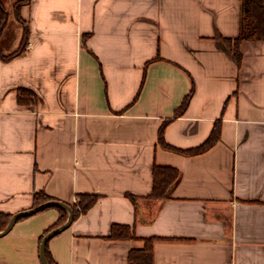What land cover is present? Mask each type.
<instances>
[{
  "label": "crops",
  "instance_id": "obj_1",
  "mask_svg": "<svg viewBox=\"0 0 264 264\" xmlns=\"http://www.w3.org/2000/svg\"><path fill=\"white\" fill-rule=\"evenodd\" d=\"M0 0V214L35 195L95 205L51 239L54 264H264V40L240 45L241 0ZM193 92L185 114L176 110ZM219 124L207 152L187 156ZM179 171L164 200L154 168ZM128 195H132L133 200ZM51 207L0 237V264H42ZM114 225L131 240H111Z\"/></svg>",
  "mask_w": 264,
  "mask_h": 264
},
{
  "label": "trees",
  "instance_id": "obj_2",
  "mask_svg": "<svg viewBox=\"0 0 264 264\" xmlns=\"http://www.w3.org/2000/svg\"><path fill=\"white\" fill-rule=\"evenodd\" d=\"M30 0H24L16 5V13L17 17L20 20L19 8L23 4L29 3ZM7 24V13L5 8L0 3V37L2 35L3 30L5 29ZM246 40H256L261 41L264 40V0H241V20H240V33L237 39L235 40H224L233 56L240 66L242 63V54L240 51V45L243 41ZM28 43V32L25 33L23 46L20 52L12 54L8 57H5L2 54L0 48V58L8 61L22 52ZM193 92H191L182 102L181 106L175 112V118L181 117L185 114L189 102L192 98ZM167 123H165L160 129L159 133V141L161 145L173 152L181 153L187 156H195L200 155L208 150H210L213 146L217 144L221 137V129L219 124L216 125L214 130L212 131L209 138L199 147L188 149V150H179L165 142L164 139V130ZM154 183L152 193L149 195V198L155 200H164L168 197L169 190L171 186L178 180L179 171L173 168L167 167H155L154 168ZM133 200L135 199L132 195H128ZM77 202L72 204L71 207L74 211V221H76L81 215L86 214L97 202L98 197L95 195L82 194L77 198ZM52 201V198L44 195L38 194L35 195V207ZM60 212V218L58 222L49 230H51L63 225L68 219V212L62 207H53ZM11 217L9 215L0 214V232L3 231ZM46 233V234H47ZM45 234V235H46ZM44 235V236H45ZM42 237V240L44 238ZM134 236L131 233L130 227L127 226H119L114 225L111 230L110 239L111 240H131ZM41 240V242H42ZM156 239H149L145 243V247L142 250H131L128 258V264H154L153 257V244ZM46 256L48 260V264H54L51 256L48 252V244L46 247Z\"/></svg>",
  "mask_w": 264,
  "mask_h": 264
},
{
  "label": "water",
  "instance_id": "obj_3",
  "mask_svg": "<svg viewBox=\"0 0 264 264\" xmlns=\"http://www.w3.org/2000/svg\"><path fill=\"white\" fill-rule=\"evenodd\" d=\"M62 207L64 208L67 212H68V219L67 221L51 230L49 233H47L42 242H41V246H40V256H41V260H42V264H48V260H47V256H46V247H47V244L49 243V241L51 239H53L54 237H56L57 235L61 234L62 232H64L65 230H67L74 222V211L72 209V207L66 203H63V202H60V201H50V202H46V203H43L35 208H32L28 211H24V212H21V213H18L16 215H14L11 220L9 221L7 227L0 232V237H3L5 235H7L11 230L12 228L14 227V225L22 218H25V217H29V216H32V215H35V214H38L42 211H45L51 207Z\"/></svg>",
  "mask_w": 264,
  "mask_h": 264
},
{
  "label": "built area",
  "instance_id": "obj_4",
  "mask_svg": "<svg viewBox=\"0 0 264 264\" xmlns=\"http://www.w3.org/2000/svg\"><path fill=\"white\" fill-rule=\"evenodd\" d=\"M78 200L77 199H75V203L77 202Z\"/></svg>",
  "mask_w": 264,
  "mask_h": 264
}]
</instances>
